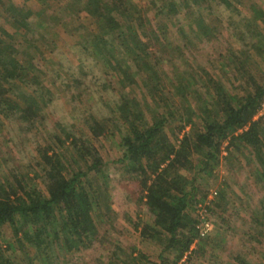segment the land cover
Masks as SVG:
<instances>
[{"label":"trees","instance_id":"trees-1","mask_svg":"<svg viewBox=\"0 0 264 264\" xmlns=\"http://www.w3.org/2000/svg\"><path fill=\"white\" fill-rule=\"evenodd\" d=\"M219 1L233 11L236 8L233 0ZM203 4L209 6L210 0H148L142 5L136 0H71L70 11L61 17L72 33L81 36L79 52L87 56L80 68L93 59L111 77L110 85L119 94L111 115L99 118L90 112L85 123L91 137L112 136L120 154L115 161L126 164L140 180L144 193L140 200L152 219L134 225L136 229L141 226L144 240L160 247V264H178L188 252L204 255L208 234L201 236L197 228L201 220L198 178L215 176L225 142L224 158L230 170L236 164L242 168L244 158L252 166L254 181L264 189V116L255 118L264 105V79L245 67L247 59L234 56L238 75L231 89L205 68L200 72L180 69L173 59V51L184 53L183 47L169 39L168 21L182 11L188 13L191 29L199 38L216 36L204 16L193 10ZM7 11H11L8 24H0V131L4 133L11 121L32 131L36 124H44L52 101L50 71L40 65L47 55L38 43L51 46L53 42L47 25L42 30L33 28L28 9L10 3ZM79 12H86L95 25L86 34L81 32L85 26L69 22ZM252 18L249 27L253 20L264 24V10L255 6ZM249 30L257 37L250 46L264 59L262 33ZM166 61L174 66L171 75L164 68ZM53 71L61 78L60 68ZM75 83L83 81L72 77L63 85L70 88ZM140 83L152 104L146 96L143 101L134 94ZM108 86V82L102 84L104 90ZM56 138L64 147L70 140L68 154L50 145L38 146L41 173L11 169L8 174L0 162V231L10 229L14 238L0 240V264H60L55 261L59 257L91 248L99 240L100 227L108 223V167L98 147L92 138L73 132ZM41 176L45 189L36 182ZM202 192L206 200L209 191ZM228 198L223 188L219 199L209 200L207 208L217 213L216 208L225 209ZM252 216L256 230L252 238L261 242L264 197ZM196 239H200L199 246L192 249ZM97 260L96 264H153L137 246L128 251L116 246L107 260ZM234 260L229 264H255L241 255Z\"/></svg>","mask_w":264,"mask_h":264},{"label":"rangeland","instance_id":"rangeland-1","mask_svg":"<svg viewBox=\"0 0 264 264\" xmlns=\"http://www.w3.org/2000/svg\"><path fill=\"white\" fill-rule=\"evenodd\" d=\"M136 1L141 5L148 3V0ZM10 3L28 9L29 21L35 30H42V25L48 27L47 33L53 44L50 46L43 41L38 44L47 55V60L40 65L50 71L48 80L51 81L48 86L52 90V101L47 107L44 124H36L37 129L22 130L19 122L11 121L5 126L4 133L0 131V162L4 163V167H0L8 174L11 169L41 173L42 166L39 163L42 161L38 146L50 145L56 151L64 150L67 153L66 147L70 146V140L64 147L58 142L57 135L64 139L67 132H73L77 136L92 138L108 167L106 172L109 178L108 196L111 204L110 211L106 210L108 223L100 227L99 240L95 241L91 248L74 255L61 256L55 261L60 264H96L100 257L107 260L108 254L116 246H121L126 251L137 246L149 256L153 264H160V247L151 240H144L141 226L136 229L134 225V222L139 221L143 224L152 219L147 206L140 200L144 195L140 180L133 177L126 164L115 161L120 154L112 136L91 137L86 126L85 119L90 112H94L99 118L111 115V108L114 101L119 99V94L114 86L110 85L113 83L110 82L111 77L106 76L104 69L96 65L93 59L87 61L86 68H80L81 59L84 60L87 56L79 52L80 47L77 43L81 36L77 32L72 33L71 28L70 30L67 28L66 21L61 18L70 11L71 0H3L0 2V24H8L6 19L11 11L8 12L7 7ZM233 3L236 7L234 11L219 0H210L209 6L203 4L199 8L198 5L194 7L196 15L202 14L208 26L215 29L216 36L211 40L196 35L191 29L189 15L185 10L173 21H168L169 39L183 47L184 54L173 51L174 62L180 69H195L200 72L205 68L213 75L220 76L231 89H234L231 83L238 75L234 56L247 59L245 67L260 80L264 79V59L250 46L257 37L252 36L249 30L250 27L258 30L264 37V24L260 20L258 22L253 20L251 26H248V22L253 19V8L256 6L264 10V0H233ZM72 17L73 21H69L71 24L85 26L86 30L81 31L83 34L95 28L92 18L86 12H79ZM39 24L41 27L36 28L35 25ZM180 27H183V32ZM20 37L17 36L19 41ZM247 55L251 57L248 59ZM171 64L170 61L164 63V68L170 75L174 71ZM59 68L61 78L56 77L53 71ZM83 71L88 74H82ZM72 77L81 79L83 83L81 85L75 83L66 88L63 82ZM106 82L109 86L104 90L102 84ZM141 83L134 88V94L141 100L146 96L152 104ZM261 116H264V105L255 118ZM189 129L188 126L185 131ZM183 134L184 132H181L179 138ZM227 145L228 142L223 144L221 164L215 170V176L203 174L198 178L200 183L198 197L201 199L198 213H203V217L211 223L209 234L205 237L208 244L204 255L188 252L178 264H229L235 263L234 259L239 255L255 264L264 262L262 256L264 238L260 239L261 242L252 238L253 232L256 231L253 227L255 223L252 222V214L261 205L264 189L254 181L250 172L252 166L244 158L241 160L242 168H238L239 165L236 164L230 170L229 161L224 158L227 155L225 149ZM184 173L189 175L188 172ZM36 182L45 189L42 176L37 178ZM223 188L229 197L228 201L224 202L225 209L216 208L217 213H213L209 211L207 205L211 198L219 199L220 190ZM202 191H209L206 200L201 198ZM0 240L14 241L11 230L2 229ZM199 240L196 239L192 249L198 248ZM18 255L20 256V251ZM37 264L44 263L38 261Z\"/></svg>","mask_w":264,"mask_h":264},{"label":"built area","instance_id":"built-area-1","mask_svg":"<svg viewBox=\"0 0 264 264\" xmlns=\"http://www.w3.org/2000/svg\"><path fill=\"white\" fill-rule=\"evenodd\" d=\"M216 193V192H215ZM212 196V195H211ZM212 199V198H211ZM200 216H201V220H200V223L198 224L197 228L199 229L200 231V235L201 236H205L207 234H209V231L211 229V223L209 221H207V219H205L203 217V213H199Z\"/></svg>","mask_w":264,"mask_h":264}]
</instances>
